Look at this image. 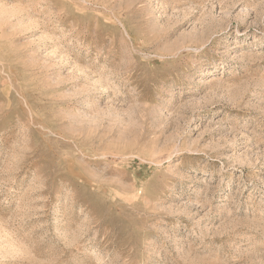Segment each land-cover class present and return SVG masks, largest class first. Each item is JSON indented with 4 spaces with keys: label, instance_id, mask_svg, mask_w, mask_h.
<instances>
[{
    "label": "rangeland",
    "instance_id": "374dc122",
    "mask_svg": "<svg viewBox=\"0 0 264 264\" xmlns=\"http://www.w3.org/2000/svg\"><path fill=\"white\" fill-rule=\"evenodd\" d=\"M0 264H264V0H0Z\"/></svg>",
    "mask_w": 264,
    "mask_h": 264
}]
</instances>
